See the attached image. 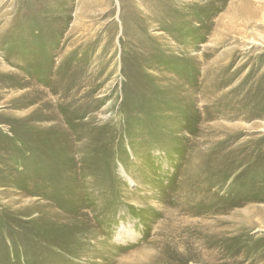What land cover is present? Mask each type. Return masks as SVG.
<instances>
[{
	"label": "rangeland",
	"instance_id": "rangeland-1",
	"mask_svg": "<svg viewBox=\"0 0 264 264\" xmlns=\"http://www.w3.org/2000/svg\"><path fill=\"white\" fill-rule=\"evenodd\" d=\"M148 3L0 0V264H206L178 250L196 225L171 203L183 144H156L183 118L191 154L210 144L208 194L264 209V0ZM164 96L181 105L160 125Z\"/></svg>",
	"mask_w": 264,
	"mask_h": 264
},
{
	"label": "bare ground",
	"instance_id": "bare-ground-1",
	"mask_svg": "<svg viewBox=\"0 0 264 264\" xmlns=\"http://www.w3.org/2000/svg\"><path fill=\"white\" fill-rule=\"evenodd\" d=\"M142 2L146 4L150 2V0H142ZM150 10L152 11L154 10L153 5L150 6ZM1 40L0 42H3V40L2 41ZM35 41L36 38L32 40L30 44L28 43L24 47V49L29 50L30 48H32L33 45H35ZM154 86L158 87L156 89L160 90L162 88H167L169 84L167 80L166 81L162 80L158 82L157 85ZM61 88H62L61 85L57 84L55 86L56 90L54 89V92L59 93V90L63 92V89L61 90ZM170 96L172 97V94H170ZM164 97H165L164 100L166 101L165 102L163 100L165 102V105H167V103L170 105L165 106V110L162 111V113L164 114L162 117L159 118L157 117V124L160 125L162 123V120L166 116L164 111H169L170 109H172V106L175 103H178L179 106L181 105L180 102L181 100L172 103L170 99H167L166 96ZM48 98H51V95H49ZM261 98L263 97L261 96ZM261 98L260 97L256 98L254 102L260 101ZM74 99L72 98L71 101H73ZM146 100L144 99V101ZM196 100L194 99V102L199 101V99ZM161 101L162 100L157 97L156 102L155 101L152 102V104H150L149 106L155 107L156 104H159ZM59 104L58 102H56L55 104H48V106L52 109H56L58 106H60ZM254 104H256V102ZM229 106H232V109H236V110L239 109L236 106V104L234 105L233 103H231V105ZM145 108L146 106H140L137 112H143L146 110ZM182 113L183 114L185 113V109L179 110L178 114L180 116L182 115ZM22 122H29L31 126H35V127H40V123H41L40 120H37L36 118L33 119V117L30 118L29 115L23 117ZM187 127H188V122L185 118H183L181 122L170 124L168 126H165V128L161 127L160 130L157 132L161 136L159 140L156 141V144L160 145L163 142H167L168 139L177 136L176 139H178L183 144L182 152L184 153L185 156V166L181 175L184 176V178L183 179L180 178L176 186L178 187L180 183H184L185 187L184 185H182L181 188L185 189V193L180 196L174 193L172 196L171 203H172L173 211H183L185 213H190L191 215L196 216L195 219L196 225L194 223L195 226L194 235L189 236L187 243L185 242L183 246H180L178 248V250H180L182 254L181 257H187V256L190 257L194 255L196 251L193 250V248L194 246H198L199 243L200 245L199 249L203 250V254L206 257L205 258L206 264H264V245L260 244V242L264 238L255 240V238H252L250 236V232L256 227H258L259 223L261 222L264 223V209L254 206L252 203L255 202V200H252V197L250 196L248 197L242 196L243 193L241 192H226L223 195H219L216 192L214 193L211 192L208 194V191H211L214 185L210 182L206 183L207 181H205V183L203 184L205 177L204 174L205 169L203 170V168L205 162H204V155L202 158V154L201 153L199 154V150L200 151L204 150V154H205L206 151L210 149V144L206 145L203 148L202 146H200L199 148L198 144L194 143L193 154H191V148H190L191 138L188 136V131L186 130ZM35 134L36 133H33V135ZM205 141H207V138ZM31 158L36 159L37 157L32 156ZM201 163H202V171L200 166ZM241 207L242 209H240ZM223 209H227V210L224 213H222ZM222 214H224L225 216L218 217V215H222ZM209 216L211 217L215 216V218H213V221L211 222L206 221L205 218ZM195 243L197 245H194Z\"/></svg>",
	"mask_w": 264,
	"mask_h": 264
}]
</instances>
